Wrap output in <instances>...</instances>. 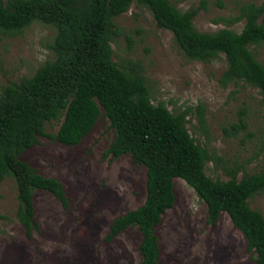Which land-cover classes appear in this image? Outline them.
<instances>
[{
    "label": "rangeland",
    "instance_id": "374dc122",
    "mask_svg": "<svg viewBox=\"0 0 264 264\" xmlns=\"http://www.w3.org/2000/svg\"><path fill=\"white\" fill-rule=\"evenodd\" d=\"M5 1V0H2ZM180 11L199 8L193 20L200 32L226 28L239 32L240 9L263 0H169ZM111 60L142 69L152 103L174 113L189 109L186 128L215 159L206 165L212 179L228 181L232 174L256 173L264 167V101L258 90L242 83L223 87V55L203 63L186 59L172 34L156 26L151 13L135 2L115 20ZM54 29L35 23L17 34L0 32V90L30 77L52 61ZM264 65V45L251 48ZM62 117L47 123L37 144L21 159L39 173L58 179L68 208L49 193H35V217L41 232L28 236L16 218L15 181L0 183V264H139L140 236L130 228L106 241L112 221L136 209L146 197L144 168L131 157H104L113 132L100 119L75 147L52 139ZM242 119L246 129L233 131ZM234 133V134H233ZM175 204L157 229L158 264H254L242 234L223 213L216 225L206 222V207L181 179L174 180ZM264 215V191L248 201Z\"/></svg>",
    "mask_w": 264,
    "mask_h": 264
},
{
    "label": "trees",
    "instance_id": "16d2710c",
    "mask_svg": "<svg viewBox=\"0 0 264 264\" xmlns=\"http://www.w3.org/2000/svg\"><path fill=\"white\" fill-rule=\"evenodd\" d=\"M133 2L151 13L158 28L172 34L186 59L206 63L223 55V87L242 83L257 89L264 101V65L251 50L264 45V0L240 9L234 18L244 20L239 32L223 28L213 33L195 28L199 8L180 11L169 0H0V32L21 33L35 23L55 31L54 59L0 90V183L7 178L15 181L16 218L28 236L41 232L35 217L38 191L69 206L58 179L21 159L45 135V125L62 117L52 139L75 147L105 119L113 137L104 157L129 156L146 176L144 202L112 221L106 241L136 228L139 264H158L157 229L175 204L174 180L181 179L205 204L206 222L214 226L227 214L254 255V264H264V215L248 204L264 191V167L243 173L239 180L235 174L228 181L212 179L206 165L215 159L189 134V109L174 113L163 103L154 105L142 69L111 60V42L118 36L114 20ZM246 126L240 119L232 129L235 133Z\"/></svg>",
    "mask_w": 264,
    "mask_h": 264
}]
</instances>
